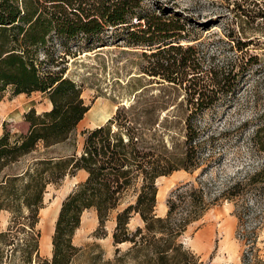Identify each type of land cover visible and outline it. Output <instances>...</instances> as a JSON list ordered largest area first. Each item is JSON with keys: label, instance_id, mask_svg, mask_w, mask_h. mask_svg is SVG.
I'll return each mask as SVG.
<instances>
[{"label": "trees", "instance_id": "obj_1", "mask_svg": "<svg viewBox=\"0 0 264 264\" xmlns=\"http://www.w3.org/2000/svg\"><path fill=\"white\" fill-rule=\"evenodd\" d=\"M143 1L0 0V96L11 87L14 94L39 91L51 103L47 110L37 112L31 107L23 114L24 131L11 133L3 123L0 135V211L10 213L7 230L0 231V244L19 250L23 262L71 264L81 250L72 241L81 215L93 210L100 226L115 214L113 243L129 242L124 253H132L138 264H203L180 236L209 207L210 189L201 184V178L224 163L234 135L239 139L244 124L219 130L204 115L229 101L246 66L257 61V54L247 53L253 39L238 40L237 49L243 54L223 64L211 57L207 72L213 86L184 87L188 97L172 102L171 109L163 107L169 103L164 94L135 95L132 103L118 106L105 123L83 131L79 154L55 150L70 139L90 108L81 96V86L66 75L65 67H53L56 60L63 62L66 55L76 57L96 46H146L149 52L142 54L148 66L142 72L158 83L179 86L183 84L181 68L188 61L195 67L199 64L196 49L179 41L185 21L163 16ZM256 16L264 19V9ZM184 103L193 109L175 108ZM161 109L167 111L161 114ZM249 140L251 151L264 153V123ZM252 166L243 173V167L232 172L220 193L234 201L237 237L247 245L243 264L262 262L254 249L261 217L257 207L261 203L264 208V159ZM80 170L86 177L62 200L54 223L52 255L40 257L36 226L47 187ZM179 170L190 174L198 170V186L187 181L171 189L166 214L159 216L155 213L156 179ZM128 192L133 200H128ZM133 214L140 216L143 225L130 230L127 225ZM249 218L254 221L250 228ZM2 254L0 249V258Z\"/></svg>", "mask_w": 264, "mask_h": 264}, {"label": "rangeland", "instance_id": "obj_2", "mask_svg": "<svg viewBox=\"0 0 264 264\" xmlns=\"http://www.w3.org/2000/svg\"><path fill=\"white\" fill-rule=\"evenodd\" d=\"M143 2L157 12L160 11L163 16H177L185 21V34H182L184 36L179 41L183 46L196 49L195 55L201 58L197 61L199 64L195 67L194 62L188 61L186 67L181 68L180 78L183 84L179 86L169 85L167 82L158 83L157 78L153 79V76L142 72V68L148 66V58L142 54L143 51L149 52L146 46H125L124 43L119 46H96L90 51H81L76 57L66 55L63 62L56 60L53 67H65L66 75L81 86V96L90 108L70 139L56 146L55 150L62 154L73 151L79 154L84 140L83 131L105 123V119L110 118L118 106L132 103L135 95L164 94L169 103L163 107L171 109L172 102L178 103L184 95V98L188 97L184 87H191L193 83L213 86L211 76L207 72L211 57L215 58L213 59L216 64H223L243 54L237 49L238 40L253 39L247 46V53L257 54V61L246 66L236 93L229 101L218 104L215 109L207 110L204 115V118L211 120L219 130H232L244 123L239 128L241 134L239 139H235L234 135L232 147L227 149L224 163L218 164L201 178V184L205 188L208 185L210 189L206 196L210 205L201 218L190 223L180 236L184 246L198 256L203 264H243L242 253L247 249V245L237 237L238 222L233 214L234 201L226 199L220 193L229 183V175L232 172L243 167V173L246 169H252L256 161L261 162L264 159V153L250 150L249 140L257 126L264 123V19L256 16L259 9H264V0ZM237 67L238 63V70ZM31 107L41 112L49 109L51 103L39 91L14 94L11 87H7L0 96V135L3 133V123H6L5 127L11 133L24 131L26 123L23 121V114ZM175 108L181 111L193 109V106L184 103L177 104ZM161 110V114L167 111ZM97 112L105 113L106 118L98 117ZM197 173L198 170L193 174L179 170L158 177L155 213L159 216L166 214V198L171 189L187 181H192L198 186L195 180ZM85 177V172L77 171L73 176H65L59 184L47 187L44 207L39 211V222L36 226L40 231V257H51V236L61 202L74 185ZM127 198L134 199L131 192H128ZM261 206L260 203L257 207L261 217L256 228L254 251L263 263L258 264H264V208ZM114 215L100 226L95 211H83L79 227L72 239L81 250L71 264H138L132 253H124L131 245L129 242L118 245L113 243ZM9 223L10 213L0 211V231L7 230ZM246 224L250 228L254 221L249 218ZM142 225L140 216L133 214L127 226L134 230ZM12 248V245L0 244V249H3L0 264H28L22 261L19 250L12 251ZM116 248L120 249L118 253Z\"/></svg>", "mask_w": 264, "mask_h": 264}, {"label": "bare ground", "instance_id": "obj_3", "mask_svg": "<svg viewBox=\"0 0 264 264\" xmlns=\"http://www.w3.org/2000/svg\"><path fill=\"white\" fill-rule=\"evenodd\" d=\"M126 103H128V102H126ZM96 115H97L98 117H100V118H103V119L106 118L105 113H102V112H97Z\"/></svg>", "mask_w": 264, "mask_h": 264}, {"label": "crops", "instance_id": "obj_4", "mask_svg": "<svg viewBox=\"0 0 264 264\" xmlns=\"http://www.w3.org/2000/svg\"><path fill=\"white\" fill-rule=\"evenodd\" d=\"M105 120H107V119H105ZM105 120H104V121H105ZM80 171H83V170H80ZM83 172H84V171H83Z\"/></svg>", "mask_w": 264, "mask_h": 264}, {"label": "water", "instance_id": "obj_5", "mask_svg": "<svg viewBox=\"0 0 264 264\" xmlns=\"http://www.w3.org/2000/svg\"><path fill=\"white\" fill-rule=\"evenodd\" d=\"M157 181V180H156ZM156 184H157V182H156Z\"/></svg>", "mask_w": 264, "mask_h": 264}]
</instances>
